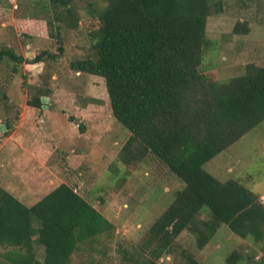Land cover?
I'll return each mask as SVG.
<instances>
[{"label":"trees","instance_id":"16d2710c","mask_svg":"<svg viewBox=\"0 0 264 264\" xmlns=\"http://www.w3.org/2000/svg\"><path fill=\"white\" fill-rule=\"evenodd\" d=\"M211 1L48 0L46 16L16 18L14 25L23 37L53 40L58 53L42 49L28 59L10 46L0 48V62L18 72L24 62L56 58L63 50V28L81 23L92 53L70 66L104 79L111 113L128 130L119 159L130 168L152 155L181 180L141 238L120 249L121 264H201L178 236L187 231L201 249L221 225L253 239L264 261V202L239 179L222 181L204 168L264 121V64L248 62L225 81L202 64L213 45L205 31ZM247 30L246 22H236L234 32ZM50 80L43 73L30 86L27 105L42 107ZM113 230L66 182L32 204L0 185V264H69L75 251ZM251 258L234 249L226 261Z\"/></svg>","mask_w":264,"mask_h":264},{"label":"rangeland","instance_id":"374dc122","mask_svg":"<svg viewBox=\"0 0 264 264\" xmlns=\"http://www.w3.org/2000/svg\"><path fill=\"white\" fill-rule=\"evenodd\" d=\"M48 11V0H0V48L10 46L28 59L42 49L58 53L53 40L23 37L14 25L16 18L43 17ZM237 21L247 23V32H234ZM205 31L213 45L202 64L215 69L220 81L242 73L248 62L264 64V0H212ZM62 33L63 50L54 59L24 62L18 72L0 62V185L25 204L61 182L72 185L114 230L75 251L69 264H121L120 249L141 238L182 182L152 155L130 168L121 162L118 152L128 130L111 113L104 79L70 66L91 55L88 35L81 23ZM43 73L51 76V93L34 108L26 100ZM204 168L222 181L239 179L264 202V121ZM177 239L196 252L201 264H229L226 256L234 249L252 256L237 264H264L259 245L226 225L201 249L187 231Z\"/></svg>","mask_w":264,"mask_h":264}]
</instances>
